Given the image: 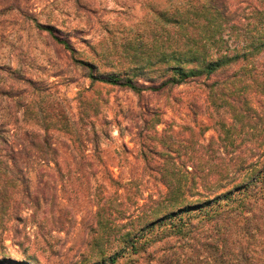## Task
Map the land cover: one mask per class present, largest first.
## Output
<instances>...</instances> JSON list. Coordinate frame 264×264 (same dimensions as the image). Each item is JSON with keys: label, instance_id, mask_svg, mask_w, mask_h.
Returning <instances> with one entry per match:
<instances>
[{"label": "rangeland", "instance_id": "374dc122", "mask_svg": "<svg viewBox=\"0 0 264 264\" xmlns=\"http://www.w3.org/2000/svg\"><path fill=\"white\" fill-rule=\"evenodd\" d=\"M186 1L0 0V264H108L100 254L119 250L120 236L165 199L164 171L232 121L196 83L136 95L92 83L78 63L127 69L126 45ZM255 63L264 69V53ZM167 247L115 264H213Z\"/></svg>", "mask_w": 264, "mask_h": 264}, {"label": "trees", "instance_id": "16d2710c", "mask_svg": "<svg viewBox=\"0 0 264 264\" xmlns=\"http://www.w3.org/2000/svg\"><path fill=\"white\" fill-rule=\"evenodd\" d=\"M156 18L162 25L158 30L126 45L127 69L110 64L113 71L98 73L94 65L78 61L89 71L88 78L136 95L196 83L232 121L217 122L214 140L186 154L185 164L164 171L165 199L141 217L137 230L120 236L119 250L100 255L115 264L149 257L152 246L166 244L163 251L189 248L213 264H228L229 257L231 264H264V69L255 63L264 53V0H189L157 12ZM43 29L72 51L53 28ZM216 145L233 157L226 163L214 157ZM47 156L45 162L50 161Z\"/></svg>", "mask_w": 264, "mask_h": 264}]
</instances>
